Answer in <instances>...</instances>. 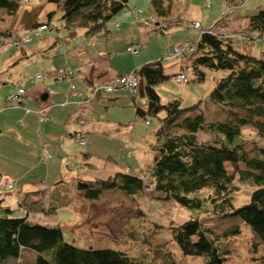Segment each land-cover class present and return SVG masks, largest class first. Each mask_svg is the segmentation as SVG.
Wrapping results in <instances>:
<instances>
[{"label": "rangeland", "instance_id": "obj_1", "mask_svg": "<svg viewBox=\"0 0 264 264\" xmlns=\"http://www.w3.org/2000/svg\"><path fill=\"white\" fill-rule=\"evenodd\" d=\"M130 2L133 24H135L136 18L149 16L154 18L151 15L150 0L148 2L130 0ZM259 6L264 8V0H173L170 12L171 14L178 12L180 19H184L183 23L171 26L172 28L168 26L162 29L143 27L145 31L151 30H148V35H146L145 47L137 54L126 52L124 46L132 38H138V33L134 30L133 24L134 29L131 28L127 36L122 34L118 37L129 39L122 46L115 45L118 38L107 40L109 32L115 31L114 23L118 21L119 14L124 13L128 9L127 7L110 18L107 22L109 31L106 34L84 36L82 29L77 27L76 35L72 41L68 42L62 37L64 30L61 26L59 3L51 0H20L19 7L14 14H5L4 12L7 11L0 8V28L7 26L8 29H14L17 25L22 24L17 29V37L27 33L28 29H23L32 15L33 17L35 15L34 19L38 22L49 23V27L44 30L37 29V31L28 33V41L13 47L8 43L9 48L4 52H1L0 49V166L17 168L20 170L17 173H22L24 170L29 171L26 179L36 180V185L48 186L51 197L49 210H54V212L45 213L44 210L37 208L36 211L32 210L26 213V208L20 205L25 193H22L20 202L14 201L12 198L15 197L13 191L15 181L13 179L10 181L9 177L4 176L3 182L8 181L9 186L2 187L7 192H0L4 196V200L12 199L8 202L9 206L12 207L10 214L15 216L25 214L24 216L27 215L26 218L29 220L59 224L63 238L67 242L79 247L116 248L131 256L134 264H164L169 260H173L176 264H201L203 256L182 253L172 237L174 227L190 216L197 215L201 226L210 229V236L214 238L217 244L218 254L222 257V264H264V243L238 217L227 215L220 217L210 210L186 207L172 198L165 199L158 191L154 190L149 172L154 154L146 142L154 140V130L158 127L159 122L157 117L147 116L148 123H146L143 117L134 114L135 107L132 106L131 96L127 90L109 93L112 96L110 99L112 104L106 107L102 106L105 126L99 129L101 135L93 133V136L99 135L97 139L102 142V145L96 143V154L101 163L99 162L98 166H94L96 171L92 172L89 170L85 172V166L80 160L78 161L84 152V148L79 146L74 138L68 137V132L73 131L72 124L69 127L56 128L58 131H53L58 135L56 141H52L53 145L51 146L44 145V142H49L44 138V131L41 127L45 123H41L39 126L41 129H39L36 115L26 113L32 110V106L25 101V105L17 104L16 101V103L7 102L4 98L14 91V85H22L29 92L37 86L56 88L55 81L51 80L50 76L46 79H32L30 75L36 72H49L56 62L64 59L66 53L76 55L75 52L77 53V49L82 48V46L89 52H96L99 49L107 50L106 52H109L112 62L110 65L114 70L119 67L124 68L125 73L122 74H126L135 62L145 58H150L149 61L161 58L164 48L169 45L183 42L194 44L198 38L199 30L190 25L192 24L191 18L199 21L201 28H211V30L214 28V31L222 33L224 37L232 36L241 33L239 32L240 25L242 27L246 23V15L257 10ZM139 8L143 10L136 12L135 15L133 10ZM48 15L51 17L50 22ZM216 20L217 23L215 24ZM217 26L220 29L224 28L217 30ZM234 38L235 44L240 50L264 58V36L253 39L243 37V41ZM54 40L56 42H53ZM2 42L3 40L0 39V44ZM140 42L142 43V41ZM24 51H27L28 55ZM12 60L15 61L10 63ZM161 61L168 76L155 86V90L160 95L162 102L178 98L182 106H187L201 99L200 107L207 121L224 117L219 106L207 100V95L217 76L226 74L227 70L201 67L204 72V79L196 81L192 79L194 73L187 61L182 59V62L178 63V61L168 57H163ZM8 63H10L9 66H7ZM179 69L185 71L189 79L187 82L180 83L175 79L174 73ZM137 74L139 81L136 102L137 104H144L139 100V94L143 91V80L140 71H137ZM113 96L117 98L114 99ZM137 104L135 106H139ZM31 115L33 118L30 117ZM97 122L95 126L99 125ZM254 133L251 127H242L243 137H252ZM198 138L200 140L211 139V135L200 131ZM107 139H110V144ZM24 141L31 144L32 156L27 155L28 146ZM61 141H64V153L60 156L58 150ZM15 146L19 148V152H23L25 155H19L18 160L10 161L12 158L10 151L15 149ZM44 150L51 154V157L45 158L46 160L42 157ZM60 159L63 160H61V166ZM103 163L105 166L102 165ZM122 165L126 166L123 171L139 174L142 178L143 184L140 190L127 193L121 187H109L97 197L90 198L84 196L82 192H77L78 188L69 184L70 177H76V180L77 178L94 179L88 175L89 173L93 177L98 176V174V177H106L113 170H117L115 168L122 167ZM227 166L229 169L232 168L230 164ZM9 173L11 174V172ZM58 179H62V181ZM234 183L236 188L231 193V199L233 204L238 206L247 202L253 187L248 182L237 179ZM208 188L205 187L196 192V195H206L210 191ZM43 202L45 203V199ZM232 225L238 227L239 231L223 236L224 231ZM34 256L33 250L22 248L18 260L25 264H31ZM16 261V259H9L4 264H15Z\"/></svg>", "mask_w": 264, "mask_h": 264}, {"label": "trees", "instance_id": "obj_2", "mask_svg": "<svg viewBox=\"0 0 264 264\" xmlns=\"http://www.w3.org/2000/svg\"><path fill=\"white\" fill-rule=\"evenodd\" d=\"M19 1L0 0V8L14 14ZM51 1L59 3L62 27L69 35L77 27H83L86 36L104 35L109 31L107 22L110 18L127 6V0ZM172 6L173 0H150L151 14L157 19L169 17ZM246 18V23L240 27L241 33L232 36L224 37L214 29H203L178 60L187 61L194 73L192 79L196 81L204 79L201 67L227 70L226 74L217 76L207 95V100L221 109L222 119L207 121L200 107L201 99L187 106H182L178 98L166 102L160 100L155 86L168 76L161 61L163 57L140 65L146 104L135 106V114L144 119L155 116L159 122L154 130V140L148 143L154 154L149 169L154 190L165 199L172 198L186 207L210 210L220 217H238L264 243V58L240 50L234 41V37L243 41V37L264 36V8L259 6ZM42 23L49 27V23L43 21L30 27ZM53 77L56 79L55 74ZM118 90L126 89H101L98 93ZM26 93L25 90L17 104H22ZM37 99L40 100V96ZM5 101L15 102L6 96ZM84 110L82 107L78 115L83 123L88 122L90 115ZM44 117L45 114L42 119ZM244 126L251 127L254 136L243 137ZM200 131L211 135V139L200 140ZM235 179L253 187L247 202L238 206L231 199L236 188ZM142 184L139 174L121 171L105 178L75 181L78 191L90 198L116 186L134 193L142 188ZM205 187L210 188L206 195H196ZM2 202L0 192V264L9 259H16L15 264H25L18 260L22 248L35 252L31 264H134L131 256L116 248L79 247L67 242L59 225L50 226L10 214L12 208ZM197 217L190 216L174 227L172 237L182 253L203 256L201 264H222L210 229L203 228ZM238 231V227L232 225L223 236ZM164 264L176 263L169 260Z\"/></svg>", "mask_w": 264, "mask_h": 264}, {"label": "crops", "instance_id": "obj_3", "mask_svg": "<svg viewBox=\"0 0 264 264\" xmlns=\"http://www.w3.org/2000/svg\"><path fill=\"white\" fill-rule=\"evenodd\" d=\"M146 1L148 2V0H145V2ZM129 5H131V2H130V0H127V6L126 7L128 9L124 13L119 14L118 21L114 23V25H115L114 30L115 31L113 33L109 32V35H108L109 37L107 38V40L109 41L110 38H118L122 34L127 36V34L131 31V28L134 29V27H135L134 30L137 31L138 38H132L129 42H127L125 44H124V42L129 40L126 37L124 39L118 38L116 40V41L119 40L118 42L115 41L116 46H122L124 44L125 50H126V47L128 45H130L132 42L134 43L136 41H143L146 44V37H147L146 35H148V30H151V29H148L145 31L144 28H146V27H144L143 29L142 28L141 29L136 28V26L132 23V15L130 12L131 7ZM4 13L6 14V12H4ZM34 18H35V15H34V17H33V15L30 16V20L25 23L23 30L28 29L27 33H31L30 29L32 27H30V26L33 25L37 21ZM50 19H51V17H49V15H48V21L49 22H50ZM196 19H201V18H196ZM158 20L161 21V23H166L168 27H171L174 25H178L179 23H183L184 19L183 20L180 19V16L178 15V12H177L175 14H171L169 17L158 18ZM190 21L192 22V21H196V20L191 18ZM214 23L216 24L217 20ZM132 24L134 25V27H132L133 26ZM21 26H22V24L17 25L14 28L15 30L14 29H8L7 26L0 28V38L3 37L1 35L8 36V34H10V33L18 34L17 29L20 28ZM61 26H62V23H61ZM240 27H241V25H240ZM56 28H58V27L56 26ZM80 28L82 29L83 35L86 36L85 35V29L83 27H80ZM218 28H219V26H218ZM223 28H221V29H223ZM77 29L78 28L75 29V32L72 35L71 34L69 35V34H67V31L63 28V30H64V33L62 35L63 39L66 42L72 41V39L76 35V31H78ZM27 33H24V34H27ZM53 42H56V41L54 40ZM7 48H9V47H6V46L4 47V45L0 44L1 52H4L5 50H7ZM24 49H26V48H24ZM77 50H78L77 53L75 52L76 55H70V54L66 53V55L64 56V59L62 61L59 60L58 62H56L54 64L53 68L50 69L49 72H47L46 75L43 77V79H46L50 76L52 78L51 80L55 81L56 88L51 89V87L37 86L36 88L32 89L31 92L27 91L26 95L24 96V98L22 100V105H25V102H27L28 104H30L32 106V110L27 111L26 113L27 114L31 113L34 116L36 115L35 117L38 120L37 121L38 122V128L41 129V127H42V130L44 131V138H46V140L49 141V142H44V145H47V146L53 145V142H55L56 139L58 138V135L53 133V131L54 130L56 131L57 129H60L62 127H69L70 124H72L73 130H83V131L87 132L86 136H87L88 140L90 141V143L87 144L86 146H83L84 152L82 153L81 157L78 158V161L80 160L81 163H83V166H85L84 167L85 172L88 170L92 172V171H96V170H94V169H96V167H94V166H96V165L98 166V163L100 162V159L98 158V155L96 154V143H98L99 145H102V142L97 139L99 137V135L102 134L99 132L100 127L105 126V123L103 121L104 109L102 108V106L106 107L109 104H112V102L110 100L112 96H110L109 93H112V92L118 93L119 91H112V92L100 91L99 93H97L95 96V99L90 103V106H89V114H90L89 120H88V122H85L84 124L77 123V118L79 117L78 115L82 111V106L80 105V100H82L87 95L88 86H89V83L92 79H94V78L109 79L115 75L122 74L123 72L125 73V70H124V68H120V67L116 69L117 71L114 70L112 65H110V63H112V62H111V58L109 57V52H106L107 50L105 51V50L99 49L96 52H89L85 48H83V46H82V48H80V49L78 48ZM126 52H128V51H126ZM26 54L28 55V52ZM162 57H163V55H162ZM149 60H150V58H145L143 60H140L139 62H135L134 66L131 67V70L135 69L136 71H138L140 68V65L142 63L148 62ZM14 61L15 60H12V61H10V63L11 62L13 63ZM10 63H8L7 66H9ZM59 67H67L72 71V76L69 80H65V79L57 80L53 77V73ZM179 71L185 73L184 70L179 69ZM37 73H42V72H36L35 74H37ZM35 74L30 75V76H34ZM32 79H34V78H32ZM37 79H39V78H37ZM63 84H64V86H63ZM141 91H142V89H141ZM43 93H47V98L45 101H43L44 103L43 102H41V103H43L45 106H48L50 103H52V104L46 109V111H45L46 114H45L44 119L39 120L38 107H39V102L41 100L37 99V96L39 97ZM130 96H131L130 98L132 100V106L135 107V105L137 104L136 99L138 97L137 89L135 92L130 93ZM113 97H114V99L117 98L116 96H113ZM139 100L141 103H144V104L139 103L137 105L143 106L146 104V96L143 93V91L139 94ZM62 101H65V104L63 106L59 105V103ZM26 116H28V115H26ZM30 117H32V115ZM98 118H99V120H98ZM96 122L99 123L98 126H95ZM145 122H146V120H145ZM41 123H45V124L44 125L42 124V126H41ZM146 123H148V120ZM39 126H41V127H39ZM93 133H97L99 135L93 136ZM105 135L108 136L107 134H105ZM107 140H108V143L110 144V139H107ZM24 143L28 146L27 155L29 156V154H30L32 156L31 144L28 143L27 141H24ZM63 143H64V141H61V146L59 147V150H58V155H60V156L64 153L63 152ZM146 143L148 144L149 142H146ZM109 144H106V145H109ZM44 148H45V146H44ZM10 152L12 155V158L10 159V161H12L13 159L18 160L19 155L20 156L25 155L23 152H19V148L17 146H15V149H11ZM4 156L6 157V154H4ZM46 159H44V160H46ZM61 160L62 159H60V166H61L62 161H63V160L62 161ZM102 165L105 166L104 163ZM123 168H126V166L122 165V167L119 166V168H115L117 170H113V172H111V174H108L106 177L113 175L116 171L127 172V171H123ZM17 171H20V170L17 168L13 169V167L4 168V167L0 166V174H2V175H0V191H3L4 193L7 192V191H5V188L2 189V187L4 186L3 185V177L4 176L9 177V179H13L15 181L14 182V188L15 189L13 190L15 192V197H13L12 199L14 201L20 202V197H22V193L23 192L25 193V196L22 198L23 201L21 202L20 205L24 206L26 208V211H27L26 213H29L32 210L36 211L37 208H39L42 211L44 210L45 213L54 212L53 209L49 210L50 205H51V197H50V189L48 188V186L43 187L42 185H36L35 184L36 180L26 179L25 177L27 176V173H29V171L26 172V170H24V171H22V173H17ZM9 172H11V174ZM88 175H90L92 178H96V177L97 178H105V177H98L99 174H98V176H95V177H93V175L91 173H89ZM75 178L70 177L69 184H73L75 186V181H76ZM58 180L62 181V179H58ZM77 192H80V191H77ZM1 197L3 198V201L7 202V203L2 202V204L9 206L8 202L11 201L12 199L11 200L10 199L4 200V196L1 195ZM44 199H45V203L43 202ZM31 206H33V208H30ZM24 215H19V216H24ZM26 217H27V215H26ZM29 221H34V220H29ZM41 223H45L47 225L49 224V222L46 223L45 221H41ZM49 225H54V224H49ZM55 225H57V224H55Z\"/></svg>", "mask_w": 264, "mask_h": 264}, {"label": "built area", "instance_id": "obj_4", "mask_svg": "<svg viewBox=\"0 0 264 264\" xmlns=\"http://www.w3.org/2000/svg\"><path fill=\"white\" fill-rule=\"evenodd\" d=\"M141 10L142 9L139 8V9H134L133 11H135L134 14L136 15V12L141 11ZM137 19L138 18H136V22H135L137 27H140L141 25H152L154 22L152 18H144V19L139 18L138 20ZM192 25L196 29L200 28V23L198 21H194ZM45 27L46 25L43 24V25H40L38 29H44ZM27 40H28V36H21L19 38H11L7 42L11 45H19L21 42H25ZM143 47H144L143 43L137 42V43H133L132 45L127 46L126 50L133 54H137ZM188 48H190V46L187 43L167 47L164 49V56L168 58H178L179 55L183 52V50H186ZM35 76L41 77L43 75L38 73ZM55 76L59 80L69 79L71 77V71L67 68L60 67L57 69ZM175 78L179 82L186 81V77L183 73H177L175 75ZM138 81H139V77L137 73L133 70L127 74L115 76L108 81L101 80V79H93L89 87V92H88L89 94L86 96V98H84L81 101V103L86 107V105H88V103L91 101L93 96L101 89L110 91L118 87V88H124L132 92L135 90L136 86L138 85ZM24 93H25L24 89L21 87H18L16 88L14 92L10 93L7 96V99L18 102L23 97ZM64 104H65V101L59 103V105L61 106H63ZM48 107L49 105L45 106L43 104L39 106L38 115H39L40 120L43 118L45 111ZM84 112H86V110H84ZM78 121L80 123L83 122L81 118H79ZM73 137L79 146H83V145H86L87 143H90V141L87 140L85 133L83 131H78V130L75 131L73 133ZM44 152L45 151H43L42 157L43 158L48 157L49 154L47 152L45 153Z\"/></svg>", "mask_w": 264, "mask_h": 264}, {"label": "water", "instance_id": "obj_5", "mask_svg": "<svg viewBox=\"0 0 264 264\" xmlns=\"http://www.w3.org/2000/svg\"><path fill=\"white\" fill-rule=\"evenodd\" d=\"M46 96H47V94H46V93H43V94L40 96V98H41L42 100H44V99H46Z\"/></svg>", "mask_w": 264, "mask_h": 264}]
</instances>
